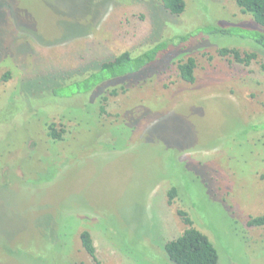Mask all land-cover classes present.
Returning <instances> with one entry per match:
<instances>
[{
  "label": "rangeland",
  "instance_id": "374dc122",
  "mask_svg": "<svg viewBox=\"0 0 264 264\" xmlns=\"http://www.w3.org/2000/svg\"><path fill=\"white\" fill-rule=\"evenodd\" d=\"M184 1L174 15L160 0H0V264H94L82 230L103 264H175L163 246L185 228L178 209L218 264H264V226L246 225L264 213V50L251 35L264 26L235 0ZM169 39L135 84L67 86ZM189 56L193 83L177 70Z\"/></svg>",
  "mask_w": 264,
  "mask_h": 264
},
{
  "label": "trees",
  "instance_id": "16d2710c",
  "mask_svg": "<svg viewBox=\"0 0 264 264\" xmlns=\"http://www.w3.org/2000/svg\"><path fill=\"white\" fill-rule=\"evenodd\" d=\"M160 1L170 14L179 15L185 9L184 0ZM235 3L242 13L251 14L256 23L264 26V0H235ZM234 29L239 30L238 28ZM209 30L211 29L208 27L203 28V31L206 33ZM214 30L227 32L226 28L218 26L215 27ZM192 35V33L181 35L180 39L181 41H185L191 38ZM251 35L256 36V41L264 50L263 33L253 31ZM172 42V39H169L168 42L167 40H159L142 52L136 54H132L127 50L123 51L109 59L99 62L97 67L89 71L86 77L79 76V79L71 82L67 86L75 89V92L81 93L91 91L97 84H107L113 79L122 80L126 85L135 84L142 79H145L146 70L150 69L154 64H157V61L162 59L161 56L165 53L167 48L170 47L169 44ZM217 52L221 56H231L234 61L245 65H248L252 59L256 58V52L250 51L242 54L236 47H219ZM195 67L196 60L192 56H189L186 60L178 62L177 70L182 80L188 83H193L195 81ZM4 77H8V72ZM67 86H55V88H52L51 93L54 94L55 91ZM118 87L121 90H125L126 88L124 83L118 85ZM108 88H110V94H117L118 90L116 85H109ZM106 98L107 97L104 94L100 97V112L104 111L102 102H104ZM48 135L54 140H60L62 130H58L56 124L50 122L48 123ZM176 185H172L167 191L169 202H171L177 194L178 187ZM177 214L185 224V228L180 234L164 243L163 247L168 258L175 264H218L217 249L207 235L193 226V221L187 211L178 209ZM246 225L249 227L264 226V213L249 217L246 221ZM79 238L82 247L91 257L94 264H103L96 254V249L90 232L88 230H82L79 234Z\"/></svg>",
  "mask_w": 264,
  "mask_h": 264
}]
</instances>
